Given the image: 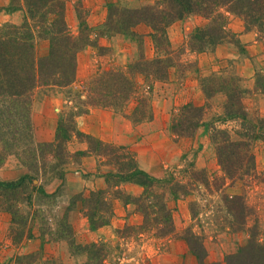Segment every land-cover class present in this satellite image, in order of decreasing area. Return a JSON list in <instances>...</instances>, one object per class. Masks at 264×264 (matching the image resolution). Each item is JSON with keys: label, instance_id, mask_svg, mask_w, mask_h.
<instances>
[{"label": "rangeland", "instance_id": "rangeland-1", "mask_svg": "<svg viewBox=\"0 0 264 264\" xmlns=\"http://www.w3.org/2000/svg\"><path fill=\"white\" fill-rule=\"evenodd\" d=\"M159 1H67L65 16L71 31L79 34L77 8L83 4L87 22L94 31V41L78 52L77 78L71 87L51 84L36 89L32 108L36 142L54 141L60 114L73 106L68 97L70 88L82 91L103 70L124 67L138 60L142 53L147 58L162 55L156 51L150 28L145 24L135 28L138 36L113 32L102 34L106 32L103 23L108 18L111 3L139 8ZM227 15L228 34L222 43L214 47L208 45L203 51L191 50L189 34L196 27L204 26L207 19L191 14L175 21L168 28L174 50V65L168 80L158 81L151 77L145 80L138 75L139 93L124 107L94 106L77 117L80 130L105 143L127 145L135 152L139 165L153 176L165 178L168 182L165 188H157V191L165 193L172 209L173 232L162 235L158 224H144L142 212L132 202V198L141 194L143 188L138 184L130 185L134 183H123L118 187L111 183L103 189L112 198L114 214L109 224L98 231L91 230L83 198L98 189L76 194L69 202L63 187L66 172L81 169L84 175L91 173L81 168L82 160L72 158L66 165L60 163L57 166V160L48 156L38 169L29 171L31 163L27 161L31 152L23 153V145L12 147L13 153L6 161L17 163L23 169L17 179L26 174L35 176V179L28 181L23 189L19 213L15 218L8 211L12 216L8 237L17 246L35 236L42 240L41 246L34 252L17 250L12 257L14 264H87L88 255L81 253L79 245L91 242L105 243L108 249L105 264H199L187 240L191 235L197 236L203 244L208 263L228 264L230 255L239 253L242 247L250 244H256L253 247L262 248L264 252V138H257L259 127L264 124L259 122L264 118V40L257 28L247 30L238 15ZM26 18L22 0H0V24H22ZM49 48L47 39L37 38L39 55H47ZM231 77L240 78L237 83L247 90L243 102L252 117L256 118L251 122L258 125L250 133L244 131L238 136V122L234 123L231 137L226 136L230 140L245 137L250 153L255 155L254 168L239 170L242 178L223 170L217 152V146L224 138L218 130L227 126L220 121L224 115L225 97L222 93L208 97L204 91V88H217ZM141 97L145 98L144 105L139 100ZM189 103L205 106V110L202 107V121L198 127L185 130L187 133L178 134L171 127L172 120L174 115L181 114L183 110L185 112L186 108L182 107ZM141 108H145L146 116L136 121L142 116L138 113ZM41 116H55V120L50 124ZM34 118L35 124H38L36 130ZM23 144H28V141ZM97 144L94 142V149H100ZM69 149L72 152L85 151L89 145L73 137ZM89 155L96 159V162L92 160L96 165V174L105 177L112 170L108 156ZM63 168L65 174L62 178ZM175 195L178 198L175 199ZM235 196H240L241 200L231 202ZM149 216L156 218L158 214L156 210H150ZM3 244L5 240L1 241Z\"/></svg>", "mask_w": 264, "mask_h": 264}, {"label": "trees", "instance_id": "trees-1", "mask_svg": "<svg viewBox=\"0 0 264 264\" xmlns=\"http://www.w3.org/2000/svg\"><path fill=\"white\" fill-rule=\"evenodd\" d=\"M67 1L22 0V7L27 13L26 20L22 24H0V140L2 142L0 167L13 153L12 147H22V145L23 153L27 154L28 150L31 152L27 161L31 163V165L27 163L29 171L38 169L39 164L46 161L48 156L54 161L57 160V166H60V163L66 165L72 158L81 162L82 158L89 154L108 156V164L115 169V172L112 168L105 174L107 184L112 183L117 187L123 183L140 185L143 191L133 197L132 202L142 212L144 224L156 223L160 234L167 235L173 232V213L165 193L157 191V188H165L168 183L165 178H157L140 167L135 152L127 145L105 143L80 130L77 117L87 113L94 106L124 107L127 101L139 93L138 75L143 76L145 80L149 77L158 81L168 80L171 76V67L174 65V50L168 28L175 21L191 14H199L207 19L204 26H198L190 32L191 50L203 51L208 45L214 47L222 43L228 34L227 13L238 15L244 21L247 30L257 28L261 39L264 40V0H160L154 5L139 8L111 3L108 18L103 23L106 32L102 34L113 32L138 36L139 33L135 28L145 24L150 28L156 51L161 52L162 55L147 58L142 53L138 60L124 67L103 70L82 91H74L70 88L68 97L74 108L72 106L70 110L60 114L54 141L38 143L34 139L32 122L36 89L51 84L71 87L77 78L78 52L86 44L94 41L92 37L94 31L87 22V13L83 4L77 8L80 20L79 34L71 31L65 16ZM37 38L49 41L50 48L47 55H39ZM231 78L215 89L204 88V91L208 97L214 93H222L225 97L224 115L220 121L227 126L218 130L220 136L224 138L222 144L217 146V152L223 170L231 176L242 178L238 174L239 170L244 167L254 168L255 155L250 153L249 142L245 137L241 140H230L226 136L231 137L234 123L238 122L239 130L242 129L240 132L236 131L238 136L244 134V131L250 133L254 127L257 129L258 125L251 122L256 118L252 117L243 102L247 90L237 83L240 78ZM144 99L142 97L139 99L142 105L145 104ZM202 107L205 110V106L191 103L183 105L182 109L186 108V111L174 115L171 123L173 131L183 134L187 133L185 130L189 128L198 127L202 121ZM138 113L142 116L136 118V121L145 118V108H141ZM259 122H264V118ZM259 128L257 138H264V124ZM73 137H77L81 142H87L89 149L72 152L69 144ZM27 141L28 144H23ZM94 142L98 143L96 147L100 149H94ZM63 169V175H60L62 178L65 174V168ZM33 179L35 176L31 174L12 181L0 179V209L9 211L15 218L19 213L23 189L27 187V182ZM174 197L178 198L176 195ZM237 199L241 200V197L235 196L230 201L237 202ZM83 201L91 230H97L110 223V218L114 214L113 201L106 195L105 190H93L83 198ZM150 210H156L158 217L150 218ZM232 210L234 211L233 208ZM187 240L191 251L198 257L199 264H223L206 261L205 248L198 241L197 236L191 235ZM255 245H247L242 247L239 253L230 255L228 264H264V252L262 248L253 247ZM79 247L82 248L81 253L85 252L88 255L87 264H105L108 256L105 243L91 242Z\"/></svg>", "mask_w": 264, "mask_h": 264}, {"label": "crops", "instance_id": "crops-1", "mask_svg": "<svg viewBox=\"0 0 264 264\" xmlns=\"http://www.w3.org/2000/svg\"><path fill=\"white\" fill-rule=\"evenodd\" d=\"M244 30V28H243ZM242 31V29L240 30ZM249 35V34H245ZM35 117V116H34ZM41 119L50 122L52 124L55 120V116H41ZM34 126L35 130L38 124H35L34 118ZM52 132L55 130V124L52 126ZM57 127V126H56ZM94 131V130H93ZM2 151V144L0 141V152ZM95 159L92 155H86L82 158V169L86 172L87 169L91 172L89 175L83 174V170L76 169L70 170L66 172L64 178V194L67 196L66 199L71 200L73 196L79 193H86L93 189H106L107 182L105 177L102 174H96V165L93 164L92 160ZM96 162V159H95ZM140 167H142L140 165ZM143 168V167H142ZM147 170L146 168H143ZM23 169L16 164H9V160L0 167V179L1 180H16L20 175H22ZM148 171V170H147ZM131 186H135L136 184H130ZM138 186V185H136ZM140 189V188H138ZM137 193V192H136ZM64 196V197H65ZM117 202L116 200H114ZM12 220L11 214L6 210H0V264H14V260L12 257L17 252V250H24L26 252H34V250L39 249L41 246V238L35 236L32 238H28L24 240L20 246H17L13 241H11L8 237L9 227ZM98 231V230H97ZM97 231H93L96 233ZM89 232H92L89 230ZM5 240V244L1 245V241Z\"/></svg>", "mask_w": 264, "mask_h": 264}]
</instances>
